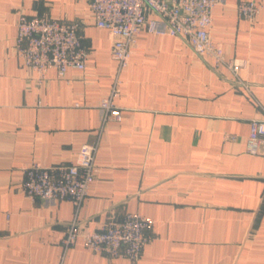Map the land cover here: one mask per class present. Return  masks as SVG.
I'll return each mask as SVG.
<instances>
[{"label":"crops","instance_id":"crops-1","mask_svg":"<svg viewBox=\"0 0 264 264\" xmlns=\"http://www.w3.org/2000/svg\"><path fill=\"white\" fill-rule=\"evenodd\" d=\"M238 1L213 8L209 31L226 61L242 59L234 73L144 28L118 72L89 0H0V264H58L71 221L94 229L126 212L152 220L136 261L77 241L62 264H264V154L245 147L249 121L264 118V7L249 21ZM40 14L77 23L84 69L51 68L39 82L15 54L19 16ZM117 75L122 119L100 129ZM95 141L97 176L77 210L23 193L29 164L67 162Z\"/></svg>","mask_w":264,"mask_h":264},{"label":"built area","instance_id":"built-area-1","mask_svg":"<svg viewBox=\"0 0 264 264\" xmlns=\"http://www.w3.org/2000/svg\"><path fill=\"white\" fill-rule=\"evenodd\" d=\"M223 0H89L96 26L111 35V57L117 70L125 69L133 54L137 36L144 28L155 34L178 36L198 55L209 58L213 67L225 64L232 72L243 65L242 59L225 60L223 49L210 37L213 8ZM264 0H239V17L254 20ZM14 51L25 65L37 74L39 82L53 68L63 76L69 68L84 69L88 48L72 21L51 18L47 14L20 15L14 39ZM118 75L109 93L99 104L100 129L108 122H120L121 107L114 103L119 94ZM249 153L260 150L264 154V118H252L245 138ZM97 141L83 143L74 157L64 163L42 165L32 162L24 169L20 188L31 199L55 201L70 200L77 210L87 196L97 176L94 156ZM152 220L138 212H126L120 217H109L94 229H82L71 221L62 239L65 250L80 241L86 248L109 257L124 256L136 261L143 246L151 239ZM63 254L58 264H62Z\"/></svg>","mask_w":264,"mask_h":264}]
</instances>
